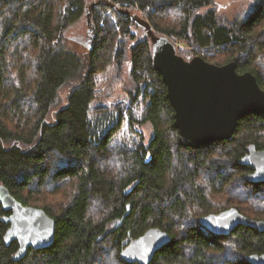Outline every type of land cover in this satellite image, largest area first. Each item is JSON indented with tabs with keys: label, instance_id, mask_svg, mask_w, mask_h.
<instances>
[{
	"label": "trees",
	"instance_id": "16d2710c",
	"mask_svg": "<svg viewBox=\"0 0 264 264\" xmlns=\"http://www.w3.org/2000/svg\"><path fill=\"white\" fill-rule=\"evenodd\" d=\"M254 2L227 20L216 0H0V183L56 220L52 245L16 259L0 202V264H99L109 250L119 264H140L121 258L123 241L153 227L171 240L149 264H253L248 257L264 253L256 228L223 235L200 223L231 207L264 220V181H249L254 169L240 163L250 144L264 149V112L244 115L232 139L183 145L152 40L133 31L139 16L193 54L212 48L264 89V0ZM85 18L86 34L68 39ZM111 64L121 78L128 69L127 101L96 105ZM146 122L148 143L138 129ZM48 189L62 200L42 201Z\"/></svg>",
	"mask_w": 264,
	"mask_h": 264
},
{
	"label": "water",
	"instance_id": "95a60500",
	"mask_svg": "<svg viewBox=\"0 0 264 264\" xmlns=\"http://www.w3.org/2000/svg\"><path fill=\"white\" fill-rule=\"evenodd\" d=\"M141 19L146 28L144 35L152 40L153 66L167 85V95L175 109L174 126L179 130L183 145L199 147L232 139L244 115L264 112V89L256 75L238 71L235 61L216 64L198 55L186 59L178 53L177 45L168 35L157 34L147 20ZM240 163L254 169L247 175L249 181H264V149L250 144ZM0 202L9 212L3 217L10 223L5 241L9 244L17 240L19 243L16 259L24 257L31 247L43 249L52 245L56 220L45 209L23 204L2 183ZM200 223L223 235L230 234L239 225L264 232L263 219L250 218L236 207L205 215L200 218ZM170 240L167 231L153 227L139 237L124 240L120 256L129 263L149 264ZM248 260L253 264H264V253L251 254Z\"/></svg>",
	"mask_w": 264,
	"mask_h": 264
},
{
	"label": "rangeland",
	"instance_id": "374dc122",
	"mask_svg": "<svg viewBox=\"0 0 264 264\" xmlns=\"http://www.w3.org/2000/svg\"><path fill=\"white\" fill-rule=\"evenodd\" d=\"M217 2V7H219V14L222 15L224 18L227 20H232L235 19L236 17L243 16L245 11L248 9H251L255 4L254 0H216ZM205 9V8H204ZM204 9H202L204 11ZM141 15V14H140ZM142 16V15H141ZM167 18L164 19V21L167 24L173 25L174 23H177V12L175 14H170L166 16ZM142 19L139 17V19L136 21L135 27L133 31L137 32L140 34V29L137 26H140V28L143 31H146V28L144 24L142 23ZM89 29V25L86 21V18L84 21H80L78 24L72 26L70 29L67 30L66 36L68 39L72 41V37H77L80 35H85L86 30ZM170 37V36H169ZM177 46L182 47L184 50L189 51L191 53L189 56V59L193 58L194 56H202L204 53H209L207 55V61L213 62L216 64H225L227 63L225 57H223L221 54H217L216 52L212 51L211 49L204 50L203 52H198L197 54H193L196 50H191L193 49L190 45H188L186 42L177 39L175 37H170ZM206 51V52H205ZM36 52V51H35ZM197 52V51H196ZM30 54V62L34 61L35 56L33 55V50L29 52ZM230 62V61H228ZM112 65V64H111ZM113 67V65H112ZM31 69V73H32ZM128 69H125L122 73V78L118 76L114 70V67L110 69L109 72H104L103 76L99 80V95L95 101L96 105H110L112 106L114 103H125L127 101V91L129 88V78H128ZM66 88H64L61 91V94L66 93ZM63 104V102H62ZM139 131L143 132L145 141L148 143L153 135V127L151 123L146 122L140 127H138ZM70 187L66 186L65 192L69 191ZM214 197H222L221 194H215L213 193ZM41 199L42 201H45L46 203L49 204H54L55 201H61L62 200V194L61 193H52L51 191L46 190L44 191V194H41ZM40 202L43 203V202ZM55 205V204H54ZM99 264H119L115 261L114 259V253L112 250H109V254L104 256L103 260L99 262Z\"/></svg>",
	"mask_w": 264,
	"mask_h": 264
},
{
	"label": "bare ground",
	"instance_id": "6f19581e",
	"mask_svg": "<svg viewBox=\"0 0 264 264\" xmlns=\"http://www.w3.org/2000/svg\"><path fill=\"white\" fill-rule=\"evenodd\" d=\"M232 261V260H231Z\"/></svg>",
	"mask_w": 264,
	"mask_h": 264
}]
</instances>
